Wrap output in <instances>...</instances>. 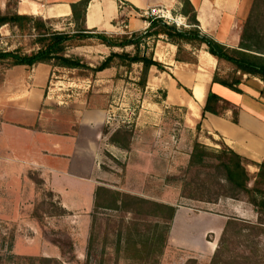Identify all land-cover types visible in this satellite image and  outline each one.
<instances>
[{"label": "rangeland", "instance_id": "374dc122", "mask_svg": "<svg viewBox=\"0 0 264 264\" xmlns=\"http://www.w3.org/2000/svg\"><path fill=\"white\" fill-rule=\"evenodd\" d=\"M40 18L55 30L71 28L67 19ZM33 26H37L34 21L22 30L13 25L0 27V45L9 50L18 47L23 52L37 49V37L44 28ZM254 27L264 36V4L256 14ZM81 43L69 48L68 54L84 56L95 65L110 53L95 38ZM181 57L192 58L187 51ZM2 69L0 66V78ZM219 69L222 76H227L232 65L225 62ZM139 70L137 64L132 69L115 64L93 76L86 69H55L48 112L60 120L61 129L65 130L64 122L85 105L107 110L101 130L97 201L90 212L69 214L62 211L39 172H29L26 177L33 180V187L29 190L25 185L24 191L21 177L0 174V264H16V257L57 258L61 264L211 263L228 221L222 224L220 211L247 201V197L217 195V181L207 178V173L215 171L214 157L206 166H190L194 141L220 149L222 138L203 129L198 132L200 119L176 103L173 94L169 98L165 85L160 87L157 78L141 89L137 85ZM95 135V129L84 135L81 148ZM157 203L180 210L168 231L170 211ZM229 235L231 252H226V260L244 262L247 256L254 258V245L245 247L241 244L245 237H235L231 232ZM249 239L260 242L257 257L264 261V236Z\"/></svg>", "mask_w": 264, "mask_h": 264}, {"label": "crops", "instance_id": "0c3cea01", "mask_svg": "<svg viewBox=\"0 0 264 264\" xmlns=\"http://www.w3.org/2000/svg\"><path fill=\"white\" fill-rule=\"evenodd\" d=\"M78 1L80 0H0V9L5 11L9 8L19 14L37 15L50 21L67 19L71 30L74 27L71 4ZM190 1L196 9L203 33L229 47L239 46L243 25L249 16L253 0ZM153 8H164L181 17L185 23L188 22L181 14V0H91L84 23L89 29L94 28L108 34L142 31L148 27V22L144 19L146 12ZM161 38L155 43V58L165 64L167 70L151 68L148 84L152 78H157L160 87L165 85L169 98L173 94L176 103L192 111L194 118L200 119L203 130L220 136L237 153L257 162L264 161L262 81L256 77L245 78L241 85L244 93L212 83L219 63L206 50L205 45L199 49L185 45L196 62H180L176 60L177 46ZM0 47L2 48L1 45ZM57 68L61 67L38 63L2 69L0 174L18 175L23 180L22 190L25 185L31 190L33 180L26 176L30 171H37L59 205L69 214L90 212L96 203L101 178L100 140L107 110L85 105L81 110H75V117L66 120L65 130L61 129L63 125L60 120L51 117L48 112L53 90L51 80ZM154 68L158 74H152ZM257 80L258 83L255 82ZM209 89L239 106L237 123L232 120V110L224 115L207 112L201 118ZM93 129L95 138L88 140L81 148V138ZM250 169L252 172L258 170L255 166ZM179 213L180 210L177 209L173 219L175 223ZM231 215L251 221L258 220L257 212L246 200L220 211L222 224Z\"/></svg>", "mask_w": 264, "mask_h": 264}, {"label": "trees", "instance_id": "16d2710c", "mask_svg": "<svg viewBox=\"0 0 264 264\" xmlns=\"http://www.w3.org/2000/svg\"><path fill=\"white\" fill-rule=\"evenodd\" d=\"M90 1L80 0L71 4L72 21L74 23L71 30H55L51 26H47L40 16L19 14L9 8L5 11L0 9V26L13 25L22 30L28 22L34 21L38 26H33L34 29L44 28V31L40 30L37 37L39 47L31 52H23L18 47L12 50L0 47V66L8 69L16 65L33 66L38 63H48L54 67L66 69H86L91 71L94 76L115 66V64L126 66L129 69L137 64L140 69L137 85L144 89L148 85L151 68L156 67L160 71L167 70L165 64L155 58L154 52L156 41L163 37L177 46V61L195 63L196 58L185 45L189 44L197 49L205 45L206 50L218 60L219 66L225 62L232 65V72L227 76L220 74L218 66L213 74L212 83L221 84L238 93H244L241 88L244 76L256 77L264 84V36L258 33L254 27L256 14L258 16V10L264 4V0H253L251 11L244 22L241 40L237 47H229L202 32L196 9L190 0H181V14L187 18L189 28H179L164 18L148 15L144 17L148 22V27L145 30L122 34H108L105 31L94 28L89 29L85 26V15ZM91 38L97 39L100 44L110 49V53L98 64L93 65L87 62L84 56L68 54L69 48L82 46L81 42L83 40ZM151 39L153 40L152 46H150ZM128 48H131V50ZM183 51H187L192 58L181 57ZM186 90L190 93L188 89ZM263 93L264 85L261 94ZM228 110H232V120L237 123L240 112L239 106L209 89L201 118H204L207 112L224 115ZM196 128L198 132L202 130L201 121L197 123ZM113 141L115 140L113 139ZM220 145V149L212 148L198 139L194 141L189 161L190 166H206L208 159L214 157L217 160V163L213 165L215 171L214 173H207V178H214L217 181L219 185L217 195L232 199H239L241 195L246 196L247 201L257 212L258 220L252 222L240 217L229 218L210 264H264V261L259 260L257 257L260 242L249 239L251 236H264V161L257 162L247 158L237 153L224 141ZM124 147L127 148V145ZM251 166L257 167L258 170L252 172ZM98 190L99 187L97 192ZM97 195L96 193V201ZM134 199L148 202L146 199L137 197H134ZM157 205L170 211L167 221L168 226L166 227L168 231L170 222L174 219L177 211V206L159 203ZM62 211L67 212L63 207ZM245 230L248 233H244ZM230 232L235 237H245L244 243H241L245 247L254 245V251H252L254 258L247 256L244 262H239L236 258L225 259L226 252H231L229 243H232V240L228 237ZM162 241L165 244L167 238L164 237ZM23 260L28 261L29 264H36L37 262L61 264L57 258L50 257L39 259L16 257L14 261H16V264H24Z\"/></svg>", "mask_w": 264, "mask_h": 264}, {"label": "built area", "instance_id": "2783aa9c", "mask_svg": "<svg viewBox=\"0 0 264 264\" xmlns=\"http://www.w3.org/2000/svg\"><path fill=\"white\" fill-rule=\"evenodd\" d=\"M146 15H153L159 18H164L169 23L177 25L179 28L184 27L188 28L190 25L185 23L181 17L179 16H173L169 11L165 10L164 8H153L150 11L146 12Z\"/></svg>", "mask_w": 264, "mask_h": 264}]
</instances>
